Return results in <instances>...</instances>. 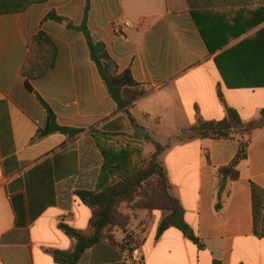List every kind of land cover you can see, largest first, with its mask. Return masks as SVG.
I'll list each match as a JSON object with an SVG mask.
<instances>
[{
    "label": "crops",
    "instance_id": "crops-1",
    "mask_svg": "<svg viewBox=\"0 0 264 264\" xmlns=\"http://www.w3.org/2000/svg\"><path fill=\"white\" fill-rule=\"evenodd\" d=\"M86 2L46 0L0 15V264H58L54 252L73 250L62 227L85 232L93 217L78 194L97 190L108 168L104 153L138 150L144 158L143 142L132 139L138 127L158 140L162 131L175 132L160 161L185 223L202 243L176 228L159 235L163 212L141 211L131 231L144 232L145 264H264L253 201V186L264 191V128L252 132L240 177L228 184L219 212L216 170L234 160L241 137L178 139L200 121H223L227 108L244 125L260 120L264 0H90L92 39L106 46L116 72L130 71L145 92L130 110L135 127L118 113L84 34L46 20L56 14L81 26ZM40 34L56 58L43 77L30 81L31 91L22 69ZM40 99L60 127L82 133L40 137L48 127ZM112 235L115 244H98L79 264H128L129 234L115 229Z\"/></svg>",
    "mask_w": 264,
    "mask_h": 264
},
{
    "label": "trees",
    "instance_id": "trees-1",
    "mask_svg": "<svg viewBox=\"0 0 264 264\" xmlns=\"http://www.w3.org/2000/svg\"><path fill=\"white\" fill-rule=\"evenodd\" d=\"M45 1L0 0V15L22 12L32 4ZM89 11L90 0H87L83 23L78 27L56 14H50L46 20L66 24L69 29H74L84 34L88 43L91 60L97 66L108 93L117 104L118 113H122L135 127L136 124L130 110L136 101L145 95V92L141 89V85L134 81L130 71L118 74L114 63L107 53L106 46L103 43H96L92 39L87 26ZM55 58L56 48L45 35L40 34L34 40L31 52L22 69V75L27 79L29 90L32 91L30 81L43 77L54 66ZM40 101L48 114V127L41 132L40 137L63 134L74 139L82 133L81 130L60 127L49 106L42 99ZM226 113L227 116L223 121H200L189 129L182 130L178 137L179 140H231L237 136L241 137L239 140V151L234 160L228 166L216 170L218 199L216 210L218 212L223 208V193L228 184L237 181L240 177L238 167L242 161L247 159L252 132L264 128V110L261 112L260 120L248 125L243 124L234 110L227 108ZM121 120L122 118L118 122L121 123ZM119 129L121 131L123 127L119 126ZM118 135H122V132ZM165 149L155 144L154 153L150 157L144 158L145 160L141 167H137L138 165L135 164L136 159H139V161L141 159L139 152H125L120 156L112 153L103 154L108 168L102 170L97 190L95 192H81L78 194L85 205L93 212L89 228L87 231L81 232L68 227H62L75 244L71 251L54 252L53 255L56 263L79 264L83 255L98 244L104 241L115 244L116 242L112 235V231L115 229L121 230L125 235H128L131 231V218L128 219L121 214V207L126 203H134L141 191L148 195L154 189L157 192H152L151 195L154 199L157 198V204L146 202V204L138 207L139 211L151 212L152 210H161L164 218L158 230L159 235L169 228H176L190 241L202 248L201 241L196 238L193 231L184 221V210L180 202L172 194L167 171L160 161V157ZM112 166L114 169H112ZM151 182H154V189L150 188ZM253 201L255 234L260 238H264V222L260 226V216L264 209V191L256 186H253Z\"/></svg>",
    "mask_w": 264,
    "mask_h": 264
},
{
    "label": "rangeland",
    "instance_id": "rangeland-1",
    "mask_svg": "<svg viewBox=\"0 0 264 264\" xmlns=\"http://www.w3.org/2000/svg\"><path fill=\"white\" fill-rule=\"evenodd\" d=\"M137 110L138 109H141L143 110V105H137L136 106ZM135 108V109H136ZM140 112H137V115L140 116ZM153 126L155 128H157V125L156 123H152ZM162 138L161 139H153L152 138V135H148L147 137L144 136L143 140L140 141V143L143 142V150L141 151L142 152V155L144 156V158H147L149 155H152L155 151V144H158L160 145L161 147L165 148L167 145H169L170 143V140L169 138H173L172 135H175V132L173 130H165V131H162ZM132 139H136L135 136H132ZM139 141V140H138ZM137 144L136 141L132 140L131 141V144ZM138 151V150H136ZM144 158L141 157L139 163H138V166L137 167H141L142 166V163L143 161L145 160ZM150 188L151 189H154V182H151L150 183ZM152 192H157V190L154 189V191H150L148 193V195H146V193L142 192L139 193L134 201V203L132 204H123V206L121 207L120 209V212L121 214H123V216L127 217L128 219L131 218V221L138 217V215L140 214V211H139V208L138 207H141L140 205L142 204H146L147 203H154V204H157L156 202V199H154V197H152ZM134 217V218H133Z\"/></svg>",
    "mask_w": 264,
    "mask_h": 264
},
{
    "label": "built area",
    "instance_id": "built-area-1",
    "mask_svg": "<svg viewBox=\"0 0 264 264\" xmlns=\"http://www.w3.org/2000/svg\"><path fill=\"white\" fill-rule=\"evenodd\" d=\"M61 223L65 222V219L60 220ZM144 232L141 230L131 231L128 236V251L127 258L128 264H145V258L142 253V246L144 242Z\"/></svg>",
    "mask_w": 264,
    "mask_h": 264
},
{
    "label": "water",
    "instance_id": "water-1",
    "mask_svg": "<svg viewBox=\"0 0 264 264\" xmlns=\"http://www.w3.org/2000/svg\"><path fill=\"white\" fill-rule=\"evenodd\" d=\"M145 133H146V130H145V129L138 127V128L136 129V138H137L139 141H142L143 138H144Z\"/></svg>",
    "mask_w": 264,
    "mask_h": 264
}]
</instances>
